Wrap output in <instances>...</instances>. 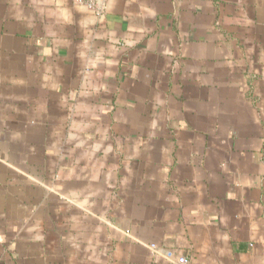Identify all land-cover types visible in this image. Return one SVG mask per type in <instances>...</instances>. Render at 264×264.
<instances>
[{
    "label": "crops",
    "instance_id": "0c3cea01",
    "mask_svg": "<svg viewBox=\"0 0 264 264\" xmlns=\"http://www.w3.org/2000/svg\"><path fill=\"white\" fill-rule=\"evenodd\" d=\"M0 0V264H264V0Z\"/></svg>",
    "mask_w": 264,
    "mask_h": 264
},
{
    "label": "built area",
    "instance_id": "2783aa9c",
    "mask_svg": "<svg viewBox=\"0 0 264 264\" xmlns=\"http://www.w3.org/2000/svg\"><path fill=\"white\" fill-rule=\"evenodd\" d=\"M76 3L86 6L88 9L94 12L97 19H101L106 13V4L104 0H75ZM152 257H162L172 264H187L188 259L185 257H176L172 252L166 251L162 252L157 246L152 245L149 247ZM245 264V263H240Z\"/></svg>",
    "mask_w": 264,
    "mask_h": 264
}]
</instances>
